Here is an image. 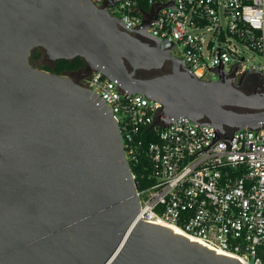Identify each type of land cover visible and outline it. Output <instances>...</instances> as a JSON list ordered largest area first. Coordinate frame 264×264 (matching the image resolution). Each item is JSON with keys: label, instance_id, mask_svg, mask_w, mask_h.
Here are the masks:
<instances>
[{"label": "water", "instance_id": "1", "mask_svg": "<svg viewBox=\"0 0 264 264\" xmlns=\"http://www.w3.org/2000/svg\"><path fill=\"white\" fill-rule=\"evenodd\" d=\"M170 1L156 12L154 2L134 29L108 11L114 1L0 0V264H242L141 220L120 126L81 82L103 72L128 94L160 101L165 123L188 116L227 140V129L263 125L264 92L246 93L222 74L199 79L171 55L173 42L162 49L148 33L159 9L175 8ZM35 48L54 63L86 64L77 78L48 71L33 63Z\"/></svg>", "mask_w": 264, "mask_h": 264}, {"label": "built area", "instance_id": "2", "mask_svg": "<svg viewBox=\"0 0 264 264\" xmlns=\"http://www.w3.org/2000/svg\"><path fill=\"white\" fill-rule=\"evenodd\" d=\"M108 1L115 2L107 7L111 15L139 29L154 2L156 12L170 0H92L98 7ZM174 6L159 9L161 23L147 31L160 38L162 49L173 42L171 55L190 72L207 81L245 73L264 79V0H174ZM245 48L259 54L258 64L247 63ZM83 84L100 95L120 126L139 183L141 220L174 226L242 264H264V124L227 129V140L188 116L165 123L160 101L128 94L103 72L93 71Z\"/></svg>", "mask_w": 264, "mask_h": 264}, {"label": "trees", "instance_id": "3", "mask_svg": "<svg viewBox=\"0 0 264 264\" xmlns=\"http://www.w3.org/2000/svg\"><path fill=\"white\" fill-rule=\"evenodd\" d=\"M44 50L42 48H35L32 51L31 59L35 65L40 64V68L52 71L59 74H67V73H73L80 69H82L85 66V61L81 57H77L75 59L69 60V59H60L53 65L50 64H41V60L44 57ZM160 71L158 70H151V71H145V70H138L136 71V75L138 77H144L151 74H156ZM141 186H144V181L140 180Z\"/></svg>", "mask_w": 264, "mask_h": 264}, {"label": "flooded vegetation", "instance_id": "4", "mask_svg": "<svg viewBox=\"0 0 264 264\" xmlns=\"http://www.w3.org/2000/svg\"><path fill=\"white\" fill-rule=\"evenodd\" d=\"M47 58V57H46ZM50 65H53L54 62L49 60ZM170 70V64L167 63L164 66L163 71H169ZM77 72H73L72 75H74L75 78H77ZM137 76V75H136ZM223 81H229L232 80L233 82L242 83L241 89L245 91L246 93H262L264 92V79L261 74L259 73H245L241 76H237L235 74L227 75L222 74L221 77ZM82 83H84V79L81 80ZM231 130V129H228Z\"/></svg>", "mask_w": 264, "mask_h": 264}, {"label": "rangeland", "instance_id": "5", "mask_svg": "<svg viewBox=\"0 0 264 264\" xmlns=\"http://www.w3.org/2000/svg\"><path fill=\"white\" fill-rule=\"evenodd\" d=\"M245 50V55L247 58V63L248 64H258L260 62V56L258 53L254 52L253 50L250 49H244ZM41 64H50L49 61L46 58V55L44 54L43 59L40 62ZM37 67L40 68V64L36 65Z\"/></svg>", "mask_w": 264, "mask_h": 264}, {"label": "bare ground", "instance_id": "6", "mask_svg": "<svg viewBox=\"0 0 264 264\" xmlns=\"http://www.w3.org/2000/svg\"><path fill=\"white\" fill-rule=\"evenodd\" d=\"M164 226L166 227H170L172 228L174 231H176L177 233L179 234H183V232L181 230H179L178 228L174 227V226H171V225H167V224H163Z\"/></svg>", "mask_w": 264, "mask_h": 264}]
</instances>
